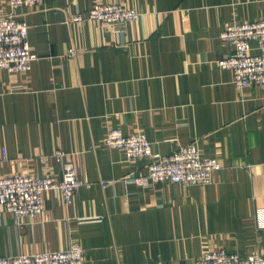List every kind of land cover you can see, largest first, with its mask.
I'll use <instances>...</instances> for the list:
<instances>
[{
  "label": "crops",
  "instance_id": "0c3cea01",
  "mask_svg": "<svg viewBox=\"0 0 264 264\" xmlns=\"http://www.w3.org/2000/svg\"><path fill=\"white\" fill-rule=\"evenodd\" d=\"M93 1L19 10L38 58L28 72L0 69V176L61 178L53 154L62 150L92 186L71 202L45 191L43 213L32 218L0 209V257L73 240L85 248L84 264H194L206 249L263 252L264 85L235 87L220 65L231 53L220 33L234 20L264 17V0H119L141 12L137 22L68 21ZM7 5L0 0V12ZM116 128L144 132L162 154L194 142L221 169L205 185L139 184L148 161L129 162L124 149L105 145Z\"/></svg>",
  "mask_w": 264,
  "mask_h": 264
},
{
  "label": "built area",
  "instance_id": "2783aa9c",
  "mask_svg": "<svg viewBox=\"0 0 264 264\" xmlns=\"http://www.w3.org/2000/svg\"><path fill=\"white\" fill-rule=\"evenodd\" d=\"M44 0H8L7 8L0 12V69L10 72H28L38 58L29 44L30 25L19 9L28 7L40 9ZM141 12L119 0L96 1L92 9L83 16L76 13L72 20H96L113 26L138 20ZM69 18V21L70 19ZM221 39L230 45L231 53L220 61V65L232 71V83L237 88L249 85H264V17L256 20L229 22L220 33ZM77 48L71 47L67 55L74 56ZM108 147L122 148L127 161L146 158V173L136 179L139 184L183 183L205 185L212 180L213 172L221 169L218 157H205L196 143L176 147L168 154L153 150L152 142L144 132L125 134L121 129H111L105 138ZM65 152L53 154L62 164V177L50 174L16 173L0 176V209L17 217H35L43 212V193L58 190L67 202H71L76 191L82 186L91 187L82 180L73 162L66 160ZM42 156L43 161L49 159ZM47 171V170H46ZM45 171V172H46ZM104 187L109 182H101ZM258 229H264V209ZM260 211V212H261ZM86 253L79 240H73L65 249L32 254H16L0 257V264H84ZM194 264H264V251L241 256L225 248L206 249Z\"/></svg>",
  "mask_w": 264,
  "mask_h": 264
},
{
  "label": "rangeland",
  "instance_id": "374dc122",
  "mask_svg": "<svg viewBox=\"0 0 264 264\" xmlns=\"http://www.w3.org/2000/svg\"><path fill=\"white\" fill-rule=\"evenodd\" d=\"M96 1H103V2H106L105 0H94L93 1V4H92V6L89 8V10L85 13V14H83V13H80V14H82L83 16H86V14L92 9V7L94 6V4H95V2ZM44 3H45V0H44ZM44 3H43V5H44ZM43 5L41 6V8L43 7ZM23 8H28V7H23ZM29 10H38V9H31V8H28ZM20 10V9H19ZM18 10V11H19ZM20 14H21V12H19ZM22 16V15H21ZM20 16V18H22V19H24L23 17H21ZM141 17V16H140ZM69 18H71V17H69ZM69 18H68V21H69ZM140 19V18H139ZM138 19V20H139ZM86 20H88V19H85V20H83V21H86ZM138 20H135V21H132V22H123V23H120V24H115V25H113V26H118V25H124V24H127V23H133V22H137ZM89 21H96V20H89ZM69 22H77V21H74V20H72V18L70 19V21ZM82 22V21H81ZM97 22H99V21H97ZM101 23V22H100ZM103 26H107V25H104L103 23H101ZM67 55V54H66ZM68 57H74V56H69V55H67ZM43 210H44V207H43ZM43 213V212H42ZM42 213H39V214H37V215H40V214H42ZM36 215V216H37Z\"/></svg>",
  "mask_w": 264,
  "mask_h": 264
}]
</instances>
